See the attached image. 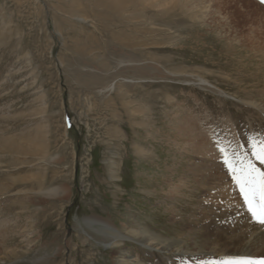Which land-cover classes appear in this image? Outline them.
Returning <instances> with one entry per match:
<instances>
[{
    "label": "rangeland",
    "instance_id": "1",
    "mask_svg": "<svg viewBox=\"0 0 264 264\" xmlns=\"http://www.w3.org/2000/svg\"><path fill=\"white\" fill-rule=\"evenodd\" d=\"M262 136L261 0H0V264H225Z\"/></svg>",
    "mask_w": 264,
    "mask_h": 264
},
{
    "label": "snow or ice",
    "instance_id": "2",
    "mask_svg": "<svg viewBox=\"0 0 264 264\" xmlns=\"http://www.w3.org/2000/svg\"><path fill=\"white\" fill-rule=\"evenodd\" d=\"M261 2L264 3V0ZM248 143L252 149L251 155L264 164V136L250 137ZM219 150L231 182L236 186L243 200V206L255 222L264 225V171L257 169L251 160L246 159L238 151L228 152L223 147ZM225 264H256V262L241 257L227 261ZM260 264H264V261Z\"/></svg>",
    "mask_w": 264,
    "mask_h": 264
},
{
    "label": "bare ground",
    "instance_id": "3",
    "mask_svg": "<svg viewBox=\"0 0 264 264\" xmlns=\"http://www.w3.org/2000/svg\"><path fill=\"white\" fill-rule=\"evenodd\" d=\"M203 81L207 83V81L205 80ZM263 170H264V167H263ZM233 190L234 189L232 188L230 195L231 197L232 196L235 197L232 201V204L235 203V205H233V208L235 209H234V213H231V216H232L231 220H232V223L237 227L235 228L236 233L240 235L241 237L242 249L239 252H231V253L229 252L230 254L228 255L230 256L228 257L229 259L228 261L232 260V258L243 257V258H247L249 260L256 262V264H260L261 261H264V225H261L255 222L251 218V215L247 212L246 208L243 206V200L240 198L239 193L236 191V189L234 191ZM224 193H227V192H224ZM221 197L223 196L221 195ZM229 200L227 201L230 202ZM149 249L154 250L156 248L149 247ZM174 253H178V251H175Z\"/></svg>",
    "mask_w": 264,
    "mask_h": 264
}]
</instances>
